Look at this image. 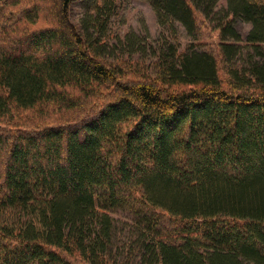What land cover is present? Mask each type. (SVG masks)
I'll use <instances>...</instances> for the list:
<instances>
[{
	"label": "trees",
	"instance_id": "16d2710c",
	"mask_svg": "<svg viewBox=\"0 0 264 264\" xmlns=\"http://www.w3.org/2000/svg\"><path fill=\"white\" fill-rule=\"evenodd\" d=\"M90 1L82 26L74 0H0V264H264V0H145L214 47L149 66Z\"/></svg>",
	"mask_w": 264,
	"mask_h": 264
},
{
	"label": "rangeland",
	"instance_id": "374dc122",
	"mask_svg": "<svg viewBox=\"0 0 264 264\" xmlns=\"http://www.w3.org/2000/svg\"><path fill=\"white\" fill-rule=\"evenodd\" d=\"M90 0H74L73 2V18L76 22L84 26V19L89 13L90 9ZM225 0H220V5H224ZM117 8L115 13L112 14L109 23V30L105 34L107 41L114 43L117 37L122 38L127 33L134 32L139 36V39L142 40V43L147 45V54L142 62H145L148 66L152 64L155 59L152 55V49L150 45L160 46L165 43V41H170L179 46L181 50L195 49L198 52L209 51L213 52L214 47L212 45L213 33L210 30H205L200 32H190L180 23H176L174 26L165 27L160 25L158 22L156 13L152 5L145 0H117ZM89 11V12H88ZM210 28L211 24L206 21ZM201 24V22H199ZM237 30L242 34L249 30L250 24L245 21H239L236 24ZM174 29L176 30L174 32ZM91 33H93L91 31ZM215 39L218 38L215 36ZM224 41V40H223ZM226 42H230L236 45H245L244 42H238L233 39H227ZM100 51H105L104 56L110 58L114 61H119V59H127V56H123V51L121 48L117 47L115 44L113 46H105L100 44ZM243 53V54H242ZM241 54L231 59L232 66H240L246 64L247 51L245 50ZM139 55H135L132 59L136 58L138 60ZM230 64V65H231ZM114 221H116L117 227V239L116 243L119 246L124 244V241H127V245L136 238V235L133 236L132 240H129L128 236L132 230V225L135 223V218L133 215L124 210L116 209L112 213ZM164 221V220H162ZM161 228H166V223L162 222Z\"/></svg>",
	"mask_w": 264,
	"mask_h": 264
}]
</instances>
